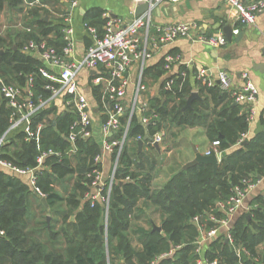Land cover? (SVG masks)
I'll use <instances>...</instances> for the list:
<instances>
[{"label":"trees","instance_id":"trees-1","mask_svg":"<svg viewBox=\"0 0 264 264\" xmlns=\"http://www.w3.org/2000/svg\"><path fill=\"white\" fill-rule=\"evenodd\" d=\"M51 1L57 4L61 0ZM23 7V0H0V14L11 10L17 16ZM28 11L31 16L25 21L27 25L29 20L37 25L34 31L10 27L0 33V77L7 83L26 86L33 75L32 91L37 101L40 95L50 96L46 86L51 81L39 72L44 64L24 53L22 46L30 40H45L62 54L67 40L63 18L62 23L52 24L43 18L39 8ZM14 17H8L11 25H16L18 17ZM86 23L101 36L106 24L103 11L93 10ZM52 33L55 38H48ZM165 66L163 61L153 73L145 67L143 83H147L150 72L155 78L163 76L167 71ZM184 69L164 79L159 95L148 100V107L143 110V117L149 120L147 124L135 113L130 118L128 112L120 116L122 127L111 139L121 138L128 127L127 136L115 181L105 200L87 196L94 191L92 172L101 168L96 162L101 153L100 140L95 136H78L75 152L69 153L72 146L68 135L76 119L71 110L58 114L52 103L36 113L33 128L43 124L39 143L26 141L23 131L8 137L10 141L3 147L2 158L24 169L34 168L42 151L59 150L63 155L47 158V167L37 174L36 186L50 209L22 176L0 169V231H4L0 234V264H198L199 259L205 263L218 260L219 264H264V248H261L264 195L255 198L254 207L233 223L230 229L233 243L218 238L202 253L196 251L200 231L193 219L200 217L207 228L215 226L209 220L210 214L218 219L226 217L218 203L229 199L244 180L257 183L264 177V133L242 146L249 119L241 112L232 92L200 80L193 86L188 76L182 75ZM92 88L102 109L101 87ZM195 90L201 98L194 99L187 107L188 98ZM11 114L12 109L1 97L0 137L10 126ZM51 114H54L52 118ZM106 118L105 114L98 116L94 129ZM196 125L203 126L211 143L220 141L217 150L221 152V161L217 171L212 164L199 163L175 173L162 188H154L160 165L158 149L147 140L139 153L138 138L146 132L150 138L164 132L166 140ZM112 156L114 161L116 153ZM62 182L67 185L63 192L58 189ZM107 194L105 186L102 195L107 197ZM148 211L160 215L161 231L154 228ZM143 220L147 226L140 224ZM237 250L241 251V257ZM171 251L172 254L165 256Z\"/></svg>","mask_w":264,"mask_h":264},{"label":"built area","instance_id":"built-area-1","mask_svg":"<svg viewBox=\"0 0 264 264\" xmlns=\"http://www.w3.org/2000/svg\"><path fill=\"white\" fill-rule=\"evenodd\" d=\"M27 11L34 7L45 8L50 0H23ZM66 1V0H64ZM138 3H148L150 9L148 12L134 17L130 21L123 20L121 18H112L109 16L108 21L104 26V32L100 36L97 30L93 27H89V31L93 36L94 42L86 49L85 55L80 60H70V56L73 55L74 29L72 27V18L70 15L63 17L64 23L67 26L64 29L65 39L67 45L64 48L62 54L57 49L48 44L47 41H35L30 40L25 46V50L38 56L46 66L59 68L60 73L58 75L52 73L48 67L43 65L40 67L39 72L46 77L50 84L46 88L50 91V96H39L35 101V94L32 91L34 85V77L31 75L28 78L26 86H19L13 83H7L0 77V93L3 99L6 100L7 106L12 109L10 118V126L5 134L0 137V169H4L9 173L17 174L20 176H27L29 185L34 189L36 193L44 194L40 188L36 186L37 174L46 168V160L49 157L61 158L62 151L59 150H45L42 151L37 157V165L34 168L24 169L18 167L11 162L2 158L3 147L10 141L8 137H11L16 132H25V140L40 142V130L43 124H38L37 128H33L32 120L36 113L49 105H51L58 98L65 100L68 110H71L76 116L75 121L71 126L70 133L68 135L69 142L72 148L69 153L75 152L77 137L89 138L95 135V108L83 92L77 77L81 70L84 69H98L103 67L106 75L95 76L93 78V84L101 87V104L102 111L107 116L106 120L101 123V153L97 155L96 162L101 165L93 170L94 191L87 195L92 199H106L108 198L115 181V171L118 166V160L121 152L125 146L127 129L122 134L121 138L111 137L117 133L122 123L120 116L124 113L123 98L126 95L127 86L129 84L128 71L135 58L142 60V68L140 71V77L137 84V92L134 100V106L130 113V117L135 113L136 107L139 104V96L142 90L145 89L143 83V76L145 70V62L151 57V49L147 42L150 38V28L153 23L151 10L156 6L169 2L180 3L183 0H134ZM227 4L235 12V21L241 25H248L255 23L258 14L264 10V0H225ZM72 5L77 3L73 0ZM18 27H21L28 32L32 31V27L26 24V21H20L17 23ZM194 27L192 23H174L161 25L157 28L158 37L156 39L155 46H162L175 41L178 38H190L191 29ZM239 28L233 30V33L238 34ZM198 41L208 43L215 47H221L227 44V37L220 33L216 35H208L201 33ZM264 55V50H263ZM178 57L167 56L166 69L171 68V64L176 62ZM244 85L240 90L232 91V95L235 97L236 102L255 103L258 99L259 89L257 85L252 81L248 73L242 74ZM198 78L208 85L217 83L223 90L231 91V80L228 73L224 70L218 72L216 76L210 68H202L198 72ZM170 81L167 87L171 85ZM146 103H140L139 111L147 109ZM100 111V107H97ZM145 123L149 122L148 119L144 120ZM144 123V124H145ZM141 138V137H139ZM164 140V132H158L155 134L150 142L152 145L162 143ZM220 145L219 140L212 142V148L205 152V155H211L216 153L217 156L221 155V152L217 150ZM116 153V158L113 163L112 170L109 175H106L104 169V157L106 154L113 155ZM257 183L251 179L243 181V185L235 187L233 195L224 202L218 203L220 210L225 212L226 217L218 219L214 214L209 215V220L215 223V226L207 228L206 223L201 222L200 217H195L193 222L197 225L200 231V237L196 242L197 252L204 251L205 244H209L211 241L217 238H224L226 242L233 243V236L230 232L231 217L238 211L243 205L245 197L256 187ZM107 186V197L102 195V189ZM227 232L224 235L220 234L221 228H226ZM3 235L4 231H0ZM238 251V256L241 257V251ZM173 251L165 254L168 256ZM219 264L218 260L206 262L198 260V264ZM228 264V263H225Z\"/></svg>","mask_w":264,"mask_h":264},{"label":"crops","instance_id":"crops-1","mask_svg":"<svg viewBox=\"0 0 264 264\" xmlns=\"http://www.w3.org/2000/svg\"><path fill=\"white\" fill-rule=\"evenodd\" d=\"M72 1L73 0H61L57 4L49 1L45 8L38 6L34 7L39 8V12L43 15V18L46 21H50L52 24L62 23L61 19L67 14L71 16V24L74 29V49L73 55L70 56V60L82 59L86 49L94 42L93 36L89 31V26L86 23V17L93 10L103 11V17L106 18V22L109 16L130 21L134 17L149 11L148 3H138L134 0H76L77 3L72 5L71 9H69L66 3H71ZM23 6V11L18 13L17 16L11 10L3 11L0 14L4 20V22L0 21V33H5L10 27L22 31L25 30L17 26V23L28 20L27 16H31L26 9L24 1ZM151 14L153 23L150 28V38L147 42L149 43L148 45L152 55L145 62L146 69H150L153 73L155 69H157L156 66L166 61L167 56L170 55L176 56L178 59L171 64V68L167 69L166 73L159 78H155L150 72L146 79L147 83L144 84L145 89L140 93L139 104L135 110V114L138 118L145 123L143 112L139 111L140 103L148 104V100L151 97L158 96L164 79L179 73L182 67L187 69V71L185 69L182 71V75L184 77L188 76L193 86H197L198 80H200L198 78V72L202 68H210L214 76L221 70L226 71L231 80V92L240 90L243 87L245 80L242 74L246 72L257 85L259 95L255 103L237 102L241 106V112L246 113L249 119V130L245 135V140H251L260 133H264V10L258 14L255 23L248 25L236 23L234 18L235 12L225 0H183L180 3L165 2L153 8ZM10 16L18 17L16 25H11L9 23L8 17ZM31 21L32 20H29L28 24L33 29L37 25L34 23L32 24ZM184 22H189L194 25L191 29L190 38L182 37L171 43L155 46L158 37L157 28L159 26ZM227 24H231L233 30L239 28L240 32L238 34L233 33V40L228 41L226 45L215 47L198 41L201 33L208 35L224 34L222 27ZM66 26L67 24H65V27ZM48 38H55L54 33L50 34ZM26 45L27 43L22 46V51L39 59L44 64L38 56H34L31 52L25 50ZM142 64V60L135 58L129 68V84L127 86L126 95L122 101L124 113H131L133 109ZM46 67L56 75L60 73L59 68ZM104 70L103 67L91 70L84 69L81 70L77 77L81 89L90 99L94 107H98V104L93 95L92 87L95 86L93 84V78L95 76L106 75ZM215 84H218V81ZM193 92L197 91L195 90ZM1 97L0 93V99ZM52 105L57 107L58 114L68 110L65 100L62 98L55 100ZM95 114L96 124L98 122L96 118L98 116H104V112L100 109L99 114H97V112ZM50 116L52 118L54 114ZM146 134L148 133L146 132L145 136ZM94 136L101 140L102 131L100 125L95 127ZM144 137L138 138V140ZM137 143L138 152L140 153L147 145V140L144 142L142 151H139V141H137ZM159 146L160 150L157 151L160 165L159 171L153 181L154 188H162L165 186L175 173L183 169L185 164L194 160L197 156L195 149L198 153L205 154L207 150L212 148V143L208 139L203 126L196 125L182 129L174 137L169 136V138L163 140ZM218 157L221 161V155ZM104 160L105 173L109 175L114 163L113 156L111 154H106ZM22 177L28 182L27 176ZM260 195H264V177H261V179L259 178L256 187L245 197L243 205L231 217V227L238 218L254 207L252 205L253 201ZM151 212H147L149 219H156L160 224V215L156 212ZM159 224H155V226H160ZM226 232L227 227L221 228V235H224ZM208 245L209 244H205V249ZM261 248H264V245H261Z\"/></svg>","mask_w":264,"mask_h":264},{"label":"water","instance_id":"water-1","mask_svg":"<svg viewBox=\"0 0 264 264\" xmlns=\"http://www.w3.org/2000/svg\"><path fill=\"white\" fill-rule=\"evenodd\" d=\"M66 6L69 9H71L72 3L67 2L66 3ZM148 8L150 9V5L149 4H148ZM222 30H223V33L225 34V36L227 37L228 41H232L233 40V26L231 24H227V25H225V26L222 27ZM206 44H208V43H206ZM196 98H200V95L198 94V92H193L190 95V97L188 98V101H187V105L186 106L187 107L190 106L191 102L194 99H196ZM97 111H98V108L96 107L95 108V112H97ZM148 139L151 140V138L149 137V135L146 134V136L143 139L139 140V151H142L144 142L146 140H148ZM246 143H247V140H243V142L241 143V145L243 146ZM155 146L157 147L158 150H160L159 144L156 143ZM195 151L197 153L196 158L194 160L188 162L187 164H185L183 166V170H187V169H189V168H191V167H193V166H195V165H197L199 163H208V164H212L214 166L215 171H217L218 166H219V163H220V159H219V157L217 156L216 153H212L211 155H205V154L198 153L196 149H195ZM260 179H261V177H260ZM36 194H37V197L44 204V206L47 209H50L46 197L45 196H42L39 193H36ZM50 219H51V216L48 215L47 216V221L49 222ZM72 220H74V217H72ZM154 228L156 230H158V231H161V227L160 226H155Z\"/></svg>","mask_w":264,"mask_h":264},{"label":"rangeland","instance_id":"rangeland-1","mask_svg":"<svg viewBox=\"0 0 264 264\" xmlns=\"http://www.w3.org/2000/svg\"><path fill=\"white\" fill-rule=\"evenodd\" d=\"M0 21L4 22L3 17H1V16H0ZM66 187H67V185L65 184V182L59 183V185H58V189H59L61 192H63V191L65 190ZM153 222H154L155 224H159L158 221H157L156 219H155V220L153 219ZM140 224L147 226L146 221H141Z\"/></svg>","mask_w":264,"mask_h":264},{"label":"bare ground","instance_id":"bare-ground-1","mask_svg":"<svg viewBox=\"0 0 264 264\" xmlns=\"http://www.w3.org/2000/svg\"><path fill=\"white\" fill-rule=\"evenodd\" d=\"M63 22H64V20H63Z\"/></svg>","mask_w":264,"mask_h":264}]
</instances>
